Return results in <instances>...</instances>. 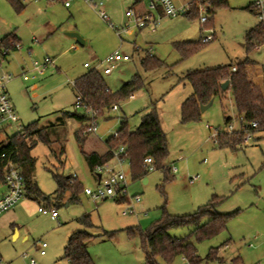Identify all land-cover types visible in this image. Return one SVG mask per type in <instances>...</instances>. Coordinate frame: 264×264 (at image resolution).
Segmentation results:
<instances>
[{"label":"rangeland","instance_id":"rangeland-1","mask_svg":"<svg viewBox=\"0 0 264 264\" xmlns=\"http://www.w3.org/2000/svg\"><path fill=\"white\" fill-rule=\"evenodd\" d=\"M22 1L24 9L18 12L8 0H0V40L15 31L22 42V49L12 50L3 65L13 75L7 88L20 124L38 123L43 127L56 122L63 112L83 113V109L75 106L71 82L88 70L83 67L84 62L91 64L90 68H100L112 92L135 75H140L145 83L132 98L120 101L118 110L108 109L98 116L96 131H86L90 125L87 115L81 121L74 120L73 127L69 123L65 128L59 126V135H52V148L38 143L32 155L36 159L33 179L39 188L45 194L56 190L51 173L54 171L64 176L76 174V181L84 188L95 189L94 173L88 168L82 150L102 151L104 141L116 134L122 121L129 130H135L152 104L167 137L164 164L175 166L177 172L169 171L172 176L164 181V170L154 168L143 178L132 179L129 161L125 159L121 167L127 174L129 195L141 197L140 204L135 205V214H123L127 204L122 201L108 198L94 202L84 191L75 202L69 201V193L58 204L26 199V207L18 211L17 224L21 234H29V240L22 235L15 238L10 232H6V237L0 236V264H27L31 259L37 264H69L62 259L64 244L68 234L81 230L95 235L88 249L93 264H146L140 238H129L127 229L131 226L147 229L164 209L176 216L191 214L214 195L222 198L218 212L238 210V213L216 236L194 240L197 254L205 258L211 248L219 247L217 261L224 259L223 264H264V130L254 131L237 150L217 146L214 135L219 130H228L226 117L232 118L234 131L242 126L230 90L224 97L215 98L201 112L200 119L188 122L181 119V105L193 93L185 79L188 73L237 64L247 58L262 64L264 70V45L251 51L243 46L246 31L259 22L256 12L247 8L257 0H227L228 6L216 9L206 25L199 17L185 14L163 16L154 31L150 26L135 27L126 16L129 9L146 8L149 0H104L110 21L120 33L81 0L73 1L75 8H79L74 17L68 14L72 9L64 8L61 1ZM190 1L175 0V4L181 6ZM47 24L54 25L52 34L47 33ZM65 26L77 28L80 37L89 39L87 44L77 43V50H70L73 40L64 38ZM211 32L214 39L185 59L174 47L178 41L200 42ZM115 51L128 55L130 60L116 63L110 74H104L103 68L111 67L106 58ZM149 54L161 59L163 66L146 71L141 60ZM46 57L54 59L56 65L49 66L41 75L39 69ZM76 129H81L84 136L90 133L83 147L75 139ZM62 144L66 145V152L60 156ZM39 206L55 207L59 217L56 220L39 213ZM84 215L90 216L91 225L78 220ZM189 231L185 227L175 228L170 234L181 237ZM106 233L114 234L109 237ZM43 241L48 245L45 256L39 254L37 247ZM235 257L240 261H232ZM217 261L202 264H220ZM170 264L184 261L177 257Z\"/></svg>","mask_w":264,"mask_h":264},{"label":"trees","instance_id":"trees-1","mask_svg":"<svg viewBox=\"0 0 264 264\" xmlns=\"http://www.w3.org/2000/svg\"><path fill=\"white\" fill-rule=\"evenodd\" d=\"M8 1L18 12L23 10L24 4L21 0ZM208 1L210 3L209 20L213 17L216 9L228 6L227 0ZM247 8L255 11L254 3ZM185 15L192 18L200 17L195 1ZM209 20L204 25L208 24ZM10 40L19 42L15 32L7 34L2 39L0 49L2 46H8ZM245 40L244 46L247 51H251L255 46L264 45V25L258 22L246 31ZM205 44L202 41H178L174 43V47L181 54L182 59H185L196 53ZM141 64L146 71H153L163 66L164 63L157 56L149 54L141 60ZM233 66L236 67L235 71L231 70ZM185 79L191 84L193 93L181 105L183 122L200 119L201 105H206L217 97H224L227 90L221 88V83L228 79L230 80L228 90L232 93L239 118L247 123L253 121L258 123L256 129L248 132H229L228 130L220 132L219 130L216 137L218 147L237 150L254 131L264 130V70L263 65L259 62L247 58L237 64L220 65L190 72ZM144 85L141 76L135 75L131 80L123 83L118 90L112 92L107 87L102 73L96 68L90 69L74 81L76 93L82 96L83 102L88 107L98 111V116L131 96ZM67 117L81 121L87 118V112L66 111L56 122H51L47 126L41 127L38 123H32L23 126V130L19 134L7 137L0 134V180H4V168L13 164L24 177L27 197L37 202L45 200L48 204L51 202L58 204L64 195L69 193V201H77L79 194L84 191V187L79 180L71 181V175L64 176L52 171L57 185L52 194H45L33 179L36 159L32 155V150L40 142L52 148V144H54L52 135H59L58 127L64 125ZM231 121L232 118L226 117L227 127ZM84 135L81 129L75 131V139L80 147H83L88 137V135ZM105 147L106 151L103 154L96 151L88 153L82 150L91 172L94 171L95 165L113 160L115 153L123 147L124 153H121L120 156L129 161V173L132 179L143 178L149 171L148 165L144 161L146 157L152 158L155 168L164 170V181L169 180L172 176L168 174L171 171L170 167L164 164L168 154L167 137L153 104L145 111L135 130H129L127 123L122 121L116 135L105 141ZM63 153L64 146H60V156ZM115 200L119 201L118 198ZM221 200L222 198L214 195L209 202L200 206L195 212L182 216L171 215L164 209L160 218L155 220L150 227L141 229L139 226H132L127 229V234L129 238H140L146 264H160L159 261L170 264L177 257L187 258L194 264L217 261L219 260L217 256L219 247L211 248L207 256L202 258L197 254L195 241L216 236L226 229L228 222L238 213V210L230 213L218 212L217 205ZM81 221L91 225L89 215H84ZM183 227L190 229L186 235L175 237L170 234V230ZM113 234L106 233L109 237ZM94 237L95 235L86 230L71 233L63 248L62 258L66 259L69 264H93L88 251V243Z\"/></svg>","mask_w":264,"mask_h":264},{"label":"built area","instance_id":"built-area-1","mask_svg":"<svg viewBox=\"0 0 264 264\" xmlns=\"http://www.w3.org/2000/svg\"><path fill=\"white\" fill-rule=\"evenodd\" d=\"M73 1L75 0H62L63 4L66 7H69ZM81 1L91 7L99 15V17L106 21L113 29L117 31V33L121 32L110 21V17L106 10V4L104 0ZM194 1L197 4L200 21L202 23L207 22L210 18V3L208 0H191L187 4L181 6H176L175 0H149L148 6L146 7L144 12L137 13L133 9H129L126 11V16L135 27L145 28L150 26L152 31H154L163 16L177 17L182 14L184 15L194 4ZM254 7L259 22L264 25V0L255 1ZM213 39L214 34L213 32H211L210 34L202 38V42L208 43ZM1 41L2 40H0V43ZM255 47L256 49H259V46ZM21 49L22 45L20 44V42H17L15 40H10L8 46H2L0 49V134H2L4 137L13 134H19L23 130V125L19 123V117L13 107L7 88V85L12 80L13 75L7 72L3 66L7 56L12 50ZM124 60H130V57L126 54H122L120 51L113 52L106 58L107 63L110 64L111 67L107 66L104 69V73H110L112 67L116 63ZM44 64L55 65V60L46 57L44 60ZM84 65L88 67L89 64L85 63ZM231 70L235 71L236 67L233 66ZM72 85L74 86V82H72ZM75 100L76 108L83 109L87 112V115L89 116L90 125L87 126L86 131H96L98 111L96 109L88 107L87 104L83 102V98L79 93H76ZM111 109L118 110V104L113 105ZM240 120L242 122V126L241 130L239 131L241 132L252 131L253 129H256L258 127V123L256 121L247 123L242 120V118H240ZM228 131H234V128L231 124L228 125ZM217 134L218 132L214 135L215 140ZM121 153H124L123 147H121L115 153L114 159L117 160V164L119 167L114 166L113 164H111V162L97 164L94 166L93 173L97 180V185L95 189L84 188V193L89 196V198L94 202L105 200L108 198L115 199L126 197L128 200V204L122 213L125 215L135 214V205L140 204L141 197L139 195H129L127 174L121 167L122 162L125 160V157L120 156ZM144 161L148 165V170H153L155 168L152 164L153 160L151 157H146ZM170 169L171 172L177 171V168L175 166H172ZM71 176V181H76L78 179L76 174H73ZM4 181L7 186V191L3 196L0 197V217L4 213L9 211L16 203H18L25 194L24 177L15 165L9 164L4 168ZM190 182H193V180L191 179ZM38 211L43 214H49L52 219H57L58 217V211L55 207L47 208L39 206ZM39 245L40 254L44 255L46 253L47 243L43 241L40 242ZM183 261L184 264H194L187 258H183ZM27 264H37V262L35 259H31L30 262H28Z\"/></svg>","mask_w":264,"mask_h":264},{"label":"crops","instance_id":"crops-1","mask_svg":"<svg viewBox=\"0 0 264 264\" xmlns=\"http://www.w3.org/2000/svg\"><path fill=\"white\" fill-rule=\"evenodd\" d=\"M22 1V0H21ZM56 1H61L62 2V0H56ZM23 2V1H22ZM50 2V1H49ZM51 2H53V1H51ZM82 2V1H81ZM83 3V2H82ZM62 4H63V2H62ZM85 4V3H84ZM86 5V4H85ZM138 5V4H137ZM63 6H64V8H66V9H72V11L71 12H69L68 14L70 15V17H74V15L76 16V15H78L79 14V8L77 7V9L75 8V5H74V2L69 6V7H66L64 4H63ZM89 7V6H88ZM139 7V6H138ZM90 8V7H89ZM24 9V8H23ZM91 9V8H90ZM145 7L143 6L140 10H135L136 12L138 11V13H142V12H144L145 11ZM93 10V9H92ZM38 11L41 13V9H38ZM46 31H47V33L48 34H52L54 31H55V27H54V25H49V24H47L46 25ZM77 28H73V27H70V26H65L64 27V38H66V39H69V40H73V42H71L70 44H69V49L70 50H77V43L79 44V45H81V46H85L86 44H87V42L89 41V39L87 38V37H85V36H83V38L82 37H80V35L77 33ZM12 32H15V31H12ZM11 33V32H10ZM73 33H77L78 35H79V37H80V39H81V41H82V43L80 42V41H78V39H77V37L76 36H74L73 35ZM9 34V33H8ZM15 34H16V36H17V38H18V40H19V42L20 43H22L21 42V39L19 38V36L17 35V33L15 32ZM120 36V35H119ZM43 35H41V38L40 39H42L43 40ZM36 40H37V38H35ZM243 46H244V44H243ZM85 63H87V62H84V64ZM55 65H56V63H55ZM36 66H37V68L39 69V66H38V64L36 63ZM49 66H54V65H45L44 63H43V67L42 68H40L39 69V73L42 75V74H44V72L46 71L45 69L46 68H48ZM85 69H88L86 72H84L83 74H81L80 76H82V75H84L85 73H87L90 69H93V68H96L97 70H99L100 72H101V70H100V68L98 69L97 67H93V68H90L91 67V64H89L88 65V67H86L85 65L83 66ZM107 67V66H106ZM106 67H104L103 68V73H104V69L106 68ZM37 69V70H38ZM111 72H112V70H111ZM110 72V73H111ZM110 73H104V74H110ZM80 76H78V77H80ZM78 77H76V79L78 78ZM26 78V77H25ZM27 79V78H26ZM75 79V80H76ZM74 80V81H75ZM74 81H72V82H74ZM72 82H71V84H72ZM127 82V81H126ZM123 83H125V82H123ZM122 83V84H123ZM121 84V85H122ZM230 86V85H229ZM229 86H228V88H227V91H228V89H229ZM72 87H73V90H74V92H75V95H76V91H75V87L72 85ZM108 87V86H107ZM9 93V92H8ZM9 96H10V94H9ZM133 97V95H131V98ZM11 99V98H10ZM214 102V101H213ZM13 107H14V109H15V106L13 105ZM16 111V110H15ZM17 113V112H16ZM74 120H76V119H74V118H65V123H64V125L62 126V128H65L66 126H67V124L69 123L70 125H71V127H73L75 124H74ZM78 123V122H77ZM76 126H77V124H76ZM80 125H78L77 127H79ZM72 129V128H71ZM77 130V129H76ZM75 130V131H76ZM66 138V133L64 134V137H63V139H65ZM88 138H89V136L87 137V139H86V141L88 140ZM61 140V141H63V143H65L64 142V140ZM85 141V142H86ZM84 142V143H85ZM97 142V141H96ZM95 142V143H96ZM61 146H64V153L62 154V155H65V152H66V145L65 144H62ZM102 148V151H97V150H94V151H96V152H98L99 154H103L105 151H106V147H105V141H104V146H102L101 147ZM90 152H93V151H90ZM89 153V152H88ZM64 162V161H63ZM111 162V164H113L114 166H116V167H119L118 166V164H117V160L116 159H113V160H111L110 161ZM62 166H64V164H62ZM89 168V167H88ZM177 172V171H176ZM68 176V175H67ZM94 178H95V176H94ZM145 179V178H144ZM95 180H96V178H95ZM96 185H97V180H96ZM6 191H7V186H6V184H5V181L4 180H0V197L1 196H3L5 193H6ZM54 193V192H53ZM26 199H28V200H32V201H34V202H36V203H39V202H37V201H35V200H33V199H31V198H29V197H27L26 196V194H24V196H23V198L18 202V203H16L9 211H7L6 213H4L1 217H0V236L1 237H6V235H7V233L6 232H10V234L11 235H13L15 238H20L21 237V235H22V238L24 239V240H29V234L28 233H26V232H24L23 234H21V231H20V226H18V224H17V221L19 220V216H18V211H19V209H21L22 210V208H25L26 207V204H27V200ZM68 199H69V195H68ZM119 199V201H122V202H124L125 204H128V200H127V198L126 197H124V198H118ZM68 203H70V202H68ZM68 206V205H67ZM37 211H38V207H37ZM39 212V211H38ZM39 213H41V212H39ZM41 214H43V213H41ZM43 215H49V214H43ZM58 217H59V213H58ZM57 217V218H58ZM81 218L82 217H79L78 218V220H81ZM57 220V219H56ZM132 227V226H131ZM71 233H73V232H71ZM70 233V234H71ZM70 234H68V237H67V240H68V238H69V236H70ZM94 239V238H93ZM92 239V240H93ZM67 240H66V243H67ZM91 240V241H92ZM91 241H89V243H88V249H89V244H90V242ZM65 243V244H66ZM65 244H64V246H65ZM37 247H38V251H39V254H40V245L38 244L37 245ZM47 247H48V245H47ZM47 247H46V249H47ZM64 248V247H63ZM89 251V250H88ZM47 254V252L44 254V255H41V256H45ZM182 258V257H181ZM63 259V258H62ZM237 260L238 262L240 261V258H238V257H235L234 259H232V261L233 260ZM66 260V259H65ZM182 260H183V258H182ZM217 262H219L220 264H223L224 263V259L223 260H220V261H217ZM69 263V262H68Z\"/></svg>","mask_w":264,"mask_h":264},{"label":"water","instance_id":"water-1","mask_svg":"<svg viewBox=\"0 0 264 264\" xmlns=\"http://www.w3.org/2000/svg\"><path fill=\"white\" fill-rule=\"evenodd\" d=\"M73 35L74 36H76L77 37V39H78V41H80L81 43H82V41H81V39H80V37H79V35L77 34V33H73ZM230 85V80H225V81H223L222 83H221V88L223 89V90H227V88H228V86ZM213 101H214V99H212L208 104H206V105H201V112H203V111H205L207 108H209L212 104H213ZM144 181H147V179L145 178L144 179Z\"/></svg>","mask_w":264,"mask_h":264}]
</instances>
